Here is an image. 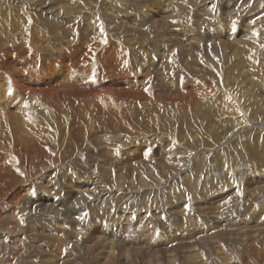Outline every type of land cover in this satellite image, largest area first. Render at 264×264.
Returning <instances> with one entry per match:
<instances>
[{
  "label": "rangeland",
  "instance_id": "rangeland-1",
  "mask_svg": "<svg viewBox=\"0 0 264 264\" xmlns=\"http://www.w3.org/2000/svg\"><path fill=\"white\" fill-rule=\"evenodd\" d=\"M162 1L161 3L166 1L169 4L175 3V1L178 3L175 9L174 6L171 7V14H174L170 16L173 19L170 16V18L168 17L169 19L166 18L168 15L166 10H164L165 12L162 11L160 15V11L156 9L161 4L159 0H139L137 5L131 6V10L127 9L129 5L124 0H107L105 5L99 3L98 0H84V4H78L79 0H76V2H72L78 6L76 5V15L71 24L70 22L66 25V23L43 20V28L35 30L38 35L37 37L33 36L30 41L35 50L30 47L20 46L19 49L12 51V53H17V57L8 61V66L0 65V114L3 113V120L20 114L18 112L20 107H31V94L24 86L29 83L32 77H37L42 83L52 79L62 85H71V89L73 88L74 90L85 87L91 82L104 80L105 83L102 81L95 84L103 85L105 87L103 88L104 90L107 86L116 84V87H112L114 95L120 97L117 95L120 89V92L123 91L127 98L124 101L126 106L123 108L124 112L127 110L126 114L122 113L123 109H121L122 111L118 109V112L116 111L119 113L117 114L118 120L114 116L116 114L114 110L115 114H109L108 126L105 124L100 129L90 130V125L86 124L81 126V128L73 127L68 130L67 126L62 125V128L61 126L58 128L61 130L58 133V129L53 124L47 126L53 130H49L50 134L58 137L54 140V137L51 136L52 140H54L52 145L55 147L62 145L68 152L72 149V156H70L69 160L73 159L74 162L66 160L65 163L63 160L64 163L63 161L61 163L59 161V165L63 164L60 168L54 166V163L47 164L48 168L45 171L42 170L43 172L38 177L30 180V183L34 185L33 199L36 197L39 200L44 199V201L51 203L53 197H58V206L63 208V211L68 208L76 210L80 220L73 223L72 216H70L69 227L64 228L62 226V228L57 227L54 219H45L44 223V221H39V219L27 220L25 219L27 215H22L21 219L24 218L25 221L24 224L20 225V228L23 230L26 228L27 232L21 237L24 243L29 242L27 249L30 257H32L31 260H34L32 264H42V262L43 264H74L76 262L77 264H100L101 262L97 261L103 254L100 255L101 249L97 250V248H100L102 243H107L102 238H108V230L112 232L109 227L107 230L106 226H117L116 230H119L116 235L117 242H115L116 238H110L114 239L115 243L113 244L115 246L112 245L111 247L117 253L116 257H114L116 264H123L127 259H131L133 264H264V134L263 130L258 127L260 118L264 115L260 114L261 110L264 111V0ZM47 2L48 4H55L56 0H47ZM114 3L118 6H115ZM231 8L234 11L230 12V14L228 12ZM93 10L101 16L102 20L114 22L113 26L108 30V36L111 37V34L116 35L115 40L114 38L110 39L111 44L108 45V48L105 47L108 50V62L103 58V50L105 52L104 56L107 54V50L101 47L106 45V32H104L105 34L101 33L103 32L101 30L100 33H96L97 35H90L88 29L90 19L86 22L82 16L85 12L91 13ZM155 13L160 16L155 15ZM162 15L165 17L163 18ZM35 16H38L42 22L41 15L36 14ZM174 17L178 19L175 18L176 22ZM143 18H154V22L163 21L162 29L164 31L161 29L157 32L146 34L147 29L140 27L141 23H143ZM29 22L30 20L26 18L23 12L0 10V36L8 38L13 30L21 32L23 26L29 24ZM74 23H76V27L79 25L78 28L75 27ZM80 24L81 27L83 25V30L80 28ZM167 27L168 29H166ZM122 28L123 33H120ZM211 28L216 31L218 29L220 32L221 30L225 31L226 35L223 33L220 36L222 41L218 37L215 40L210 36L216 33ZM70 29L72 31L75 29L73 33L77 34H69L72 33ZM77 30L81 31V33ZM137 30L140 32H137ZM243 30H246L245 32L250 38L249 41L242 40ZM66 33L68 34L66 35ZM76 35L82 37H75ZM254 35L259 36L256 44L252 45L250 42H253L252 37ZM128 36H130L129 41ZM195 36H197L199 43L195 42ZM86 37L93 39L91 43L98 44L101 41L98 45L100 50L98 47L96 49L97 53H102L99 58V63L101 64L99 68L97 64L93 65L97 57L81 61V59L75 57L68 59L69 57L66 55H58V51H61V48L64 50L63 48L66 44L65 49L72 50L71 42L73 40L75 44H80L87 40ZM232 37L240 40L239 43L243 44L244 42L245 45L243 44L242 50L247 52H241L240 59L237 58L239 63L242 60L244 64L242 62L240 63L241 65L238 64L236 59L235 61L233 60L234 63L230 64L232 73H228L231 77L228 83L234 86L233 88L237 92L236 94L240 101H249L250 105H248V108H250L252 102L251 116L254 122L251 126V122H247V126L238 133V138L237 136L232 137L234 133L233 125L226 131L228 120H225L224 116L215 115V118H209L208 114H205V112L210 113L211 111L207 106L208 103L214 102L213 106H216L215 109L221 107L219 94L216 96L211 95V98L208 97L204 101L200 96H188L187 94L181 101L174 97L176 87L183 85L189 77L198 80L199 78L196 79L195 77H202L201 74L208 72L209 79L206 82L208 85L212 86L208 82L213 80L211 78L212 74L217 75L215 78L224 83V78L220 74L225 72L226 68H224V65L220 68L215 65L216 61L219 64L218 59L221 52L209 50L222 45L228 46L227 48L231 50ZM35 38L44 46V49L40 48L41 51L38 50L40 45L35 42ZM206 40L208 44L205 43ZM55 42L56 44L60 43L63 47L57 48ZM0 44L4 45V42L0 41ZM172 44L177 46L173 49L176 52L172 51L173 54L169 49H164L165 45L169 47ZM118 46L120 48L122 46L129 47L128 49L125 48V50L127 49L126 52L129 50V53L125 54ZM206 47H208V50L204 49ZM137 48L138 50H136ZM53 51L55 55L52 54ZM46 52H49V54ZM245 55L248 56V61L244 59ZM48 56L51 58L48 59ZM88 57H93V55L91 54ZM26 62L31 65L32 71L28 74H23L20 69ZM232 64L236 66L233 67ZM101 66H104V68ZM174 68L176 69L174 70ZM97 69L105 73H101L103 74L101 75ZM173 70L178 75L172 73ZM202 71L205 72L203 73ZM245 71L247 72V75L245 73L247 77L244 76ZM239 73L243 74L239 75ZM223 75L228 80L226 73H223ZM235 76L238 81L233 80ZM129 79L136 81L137 84L143 82L144 89L151 84L148 92L154 94V96L161 93L164 98L159 95L160 99L157 97L155 99L153 96L150 97L148 102L140 101L139 103V101H135L134 99L138 95L135 89L134 91L131 90L133 88L128 84ZM182 79L185 81L183 82ZM173 81L177 82L178 85H175ZM168 82L170 83L168 84ZM172 85L173 89L171 88ZM103 89L101 90L102 92H104ZM153 89H156V92ZM129 90L130 92H126ZM212 98L213 100H211ZM96 102L103 103L101 100L93 101L88 107L79 111L77 107L80 118H84V111L88 113L94 112L97 107H94L93 103ZM117 102L119 103V101ZM67 105L65 104L60 108L59 113L62 114V117H67L64 115ZM257 106L262 109H258ZM242 109H240L241 112L244 111ZM85 119L87 122L88 119L86 117ZM237 120L244 122V120L238 118ZM219 122L221 123L218 124ZM6 128L3 135L9 139L5 141L7 147L13 150L14 156L18 157L23 167L30 165L29 170L36 168L34 161L26 160L29 158H26L25 154L18 150L21 147L17 145L25 139H23L25 137L22 129L24 128L23 122H20V129L16 125V130H12L10 134H7L10 128L7 126ZM188 129L193 131V133ZM78 131L80 132L79 134ZM18 133L20 134L19 136ZM13 134L17 136L16 139ZM10 135L13 140H11ZM180 135L182 138H180ZM196 135L198 138L203 139H194ZM30 137L28 138L31 139ZM45 137L43 136L42 138ZM10 141L13 142L11 143ZM57 143L59 144L57 145ZM240 145H242V148ZM67 146L71 147V149L67 148ZM203 147H208V149L201 153L200 150ZM50 149L53 151L51 157L46 151L42 153V156L48 159L47 161H52V157L56 153L54 149ZM196 150L197 152H195ZM198 153L200 156H198ZM202 154L206 155L203 156ZM207 154L210 155L207 156ZM2 155L0 154V156ZM200 157H203L205 161ZM205 157H208V162ZM50 158L51 160H49ZM222 158L225 159L222 160ZM1 161H3V157H0ZM197 162L199 163L198 166H196ZM216 162H219V165L214 167L213 164ZM68 163H70V166ZM63 166L67 168L65 172ZM94 167L95 169H93ZM90 170H95V174L90 173ZM103 172L105 175L108 174L109 188L102 186L106 182V178L101 176ZM133 174L136 176H133ZM140 174L141 176H138ZM143 177L147 179L148 184L143 181L144 179H141ZM135 178L138 179V182ZM13 179L16 181L15 179L18 178H5V180ZM96 179L102 182L98 183ZM123 179L127 180L126 182L131 187ZM133 179L136 183L135 181L132 182ZM18 181L20 180L18 179ZM37 182L40 185L39 187ZM122 182L125 186H123ZM118 185L123 189H119L121 192H118ZM0 186V212H2L0 234L7 232L12 235V239H16L21 235L18 232L19 228H15V231L5 230V228L9 227L5 226V224L13 226L15 224L13 222L14 216L20 217L17 213L18 211L15 210V205L20 199L16 198L14 202L7 203L8 186L1 183ZM24 186L25 184L21 185L20 189L23 190L22 187ZM96 188L102 190L99 195L101 196L100 200L90 202L86 207L77 205L91 194V190ZM141 189L143 190L141 191ZM146 189L148 190L146 191ZM145 192H149V194L142 195ZM135 197L138 198L136 202L132 200ZM31 199L30 197L28 202ZM24 202H26V199L20 204L22 205ZM46 205L50 206V204ZM9 209H12L10 211L16 214L8 213ZM82 209L84 213H80ZM10 218L12 219L9 220ZM65 222L62 223L66 225ZM73 225L81 232L80 239L83 240L81 242L75 237L69 238L72 240L68 242L69 247L67 244L63 246V243L60 242V237L66 236L68 234L66 233L67 229H72ZM103 229L106 232L104 235H102ZM61 232L64 234L60 236L59 233ZM58 246L61 249L59 251ZM75 246L78 247L75 248ZM30 247L32 248L30 249ZM195 248L196 250H194ZM31 250L33 251L31 252ZM67 250L68 252H66ZM23 252L21 253L22 255H24ZM153 252L155 254H152ZM125 254L128 255L125 256ZM3 257L5 256L2 255L1 259ZM43 258L45 259L43 260ZM221 258L223 259L221 260ZM107 261L105 260V264H108Z\"/></svg>",
  "mask_w": 264,
  "mask_h": 264
},
{
  "label": "bare ground",
  "instance_id": "bare-ground-1",
  "mask_svg": "<svg viewBox=\"0 0 264 264\" xmlns=\"http://www.w3.org/2000/svg\"><path fill=\"white\" fill-rule=\"evenodd\" d=\"M126 2H128L127 4L129 5L127 7L128 10H131V6H134V5H137L139 0H124ZM164 1V0H163ZM162 1V2H163ZM172 1H175V0H172ZM181 1V0H179ZM52 3V1H50ZM72 2H76L75 1H72ZM71 1L69 0H56V3L55 4H48L47 0H0V10H13V11H16L18 13L20 12H23L26 16V18L28 20H30L29 24H26L23 26V29L21 30V32H17L15 30H13L11 32V35L8 37V38H2L0 36V41L4 42V45H1L0 44V65H3V66H8V61H10L11 59H14L17 57V53H12V51H14V49H19L20 46H23V47H30L32 49H34L33 45L30 43V41L32 40V37L33 36H36L38 35V33L35 31L37 30L38 28L41 29L43 28V20H51V21H54V22H57V23H66V25H68L67 23L70 22H73L74 21V16L76 15V5H74V3H72ZM84 0H79V3L78 4H81L83 3ZM99 3H103L105 5V2L107 3V0H98ZM116 2V1H115ZM125 2V4H126ZM169 2V1H168ZM182 2V1H181ZM185 2V1H184ZM191 2V1H190ZM85 3V2H84ZM83 3V4H84ZM132 3V4H131ZM157 3V2H156ZM159 3H161V0H159ZM115 4V3H114ZM124 5V3H122ZM121 4V5H122ZM165 4V5H164ZM177 4V5H176ZM88 5V4H87ZM239 5V4H238ZM246 5V4H245ZM78 6V5H77ZM82 7V5H80ZM108 6V5H107ZM115 6H118L115 4ZM120 6V5H119ZM174 6V9L176 8V6H178V3L175 1V3H167L166 2H163L161 3L156 9L160 11V15L163 12H165L164 10H166V14H168L166 16L167 19H169L170 17L172 18L173 14L172 11H171V7ZM187 6V5H186ZM80 7V8H81ZM84 7V6H83ZM95 7V6H94ZM111 7V6H110ZM123 7V6H122ZM122 7H119V8H122ZM212 7V6H211ZM210 7V8H211ZM227 7V6H225ZM244 7V6H243ZM79 8V7H78ZM124 8V7H123ZM159 8V9H158ZM181 8V7H180ZM207 8V7H206ZM90 9V8H89ZM223 9V7H222ZM173 10V9H172ZM206 10V9H205ZM225 10V9H224ZM42 11V13H41ZM81 11V10H80ZM83 11V10H82ZM158 11V12H159ZM175 11V10H174ZM207 11V10H206ZM209 11V10H208ZM234 11V9L231 8V10L228 12V13H232ZM176 12V11H175ZM179 12V11H178ZM177 12V13H178ZM86 13H89V12H85L82 16L84 18V20L87 22L89 19H90V24L88 26V29L90 31V35L91 34H95L97 35L96 33H100L101 30H103V32L101 33H104L106 32L107 34V38L105 39L104 37H101V38H104L106 40V45L105 46H101L102 48L104 47H107L108 48V45L111 44V41L110 39H113L115 40V36L113 34H111L112 36H108V30L111 26H113L112 24L114 22H106L104 20H102L101 16L98 15V13H95L94 10L89 13V14H86ZM230 13V14H231ZM36 14H39L41 15V18H42V22L39 20L38 16L36 17L35 15ZM80 14H82L80 12ZM112 14V13H111ZM110 14V15H111ZM153 14V13H152ZM113 15V14H112ZM135 15V14H134ZM155 15L157 16H160L159 14L155 13ZM172 15V16H170ZM176 15V14H175ZM174 15V16H175ZM234 15V14H233ZM260 15V14H258ZM85 16V17H84ZM170 16V17H169ZM178 16V15H177ZM112 17V16H111ZM116 17V16H115ZM154 17V16H153ZM162 17L164 18L165 16L162 15ZM161 17V18H162ZM169 17V18H168ZM257 17V16H256ZM80 18V17H79ZM113 18V17H112ZM152 18V17H150ZM175 18L177 19V17H174V20ZM120 19V18H119ZM157 19V18H156ZM166 19V20H167ZM173 19V18H172ZM135 20V19H134ZM158 20V19H157ZM171 20V19H170ZM178 20V19H177ZM143 23H141L142 25L140 27H144L145 29H147V32L146 34H150L151 32H157L158 30H161L163 27L162 25L164 24L163 21H158V22H154L155 19H148V18H143ZM82 22V21H81ZM80 22V23H81ZM176 22V20H175ZM230 22V21H228ZM84 23V22H82ZM89 23V22H88ZM168 23V22H167ZM75 24V27H76V23ZM115 25V24H114ZM167 25V24H166ZM201 25V24H200ZM79 26V25H78ZM78 26L76 28H78ZM107 26V27H106ZM174 26V25H173ZM68 27V26H67ZM73 27V26H72ZM83 27V25H82ZM81 27V24H80V28L82 29ZM139 27V28H140ZM168 27H169V23H168ZM168 27L166 29H168ZM171 27V26H170ZM201 27V26H200ZM255 27V26H254ZM66 28V27H65ZM121 28V27H120ZM133 28V27H132ZM135 28V27H134ZM214 28V27H213ZM211 28V29H213ZM250 28V26H249ZM73 29V28H72ZM136 29V28H135ZM172 29H174L172 27ZM232 29V28H230ZM75 30V29H74ZM73 30V31H74ZM83 30V29H82ZM105 30V31H104ZM113 30V29H112ZM141 30V29H140ZM163 30V29H162ZM202 30V29H201ZM210 30V29H209ZM214 30V29H213ZM212 30V31H213ZM255 30V29H254ZM70 31H72L70 29ZM69 31V32H70ZM69 33L71 35H75L77 33ZM78 32L81 33V31L77 30ZM86 31V30H85ZM115 31V30H114ZM136 31V30H135ZM139 30H137L138 32ZM164 31V30H163ZM171 31V29H170ZM216 31V30H214ZM246 30H243L242 34H243V37H242V40L244 41H249V37H248V34L245 32ZM263 31V30H262ZM76 32V31H75ZM140 32V31H139ZM203 32V31H201ZM225 31H222L221 32L217 29L216 33L215 34H211L209 32V34H211L210 36L212 38H216L218 37L219 40L222 41V39H220L221 35L224 33ZM253 32V31H252ZM251 32V33H252ZM255 32V31H254ZM113 33V32H112ZM120 33H123V28L121 30ZM142 33V32H141ZM199 33V32H197ZM68 33H66L67 35ZM105 34V33H104ZM103 34V35H104ZM254 34V33H253ZM197 35V34H196ZM206 35V34H205ZM224 35H226L224 33ZM235 35V34H234ZM93 36V35H92ZM101 36V35H100ZM114 36V37H113ZM126 36V35H125ZM156 36H162V35H156ZM175 36V35H174ZM199 36H201L199 34ZM208 36V35H207ZM233 36V35H232ZM252 36V35H251ZM259 36V35H258ZM258 36L257 35H254L252 37L253 39V42L250 44L252 45H255L256 42L258 41ZM75 37H82V36H75ZM84 37V36H83ZM196 39H195V42L196 43H199V40L197 38V36H195ZM203 37V36H202ZM223 37V36H222ZM96 38V37H95ZM98 38V37H97ZM65 39V38H64ZM84 39V38H83ZM87 40L83 41V43L81 42L80 44H75V41L73 40L71 43H72V50H69V49H65V47L67 46H64V50H62L61 47H63L60 43L56 44L55 42V45L57 48H61V51H58V55L61 54V55H66L67 57H69L68 59L72 58V57H75L77 59H81V61L87 59V58H95L97 57L96 59V62L94 63L93 62V65L94 64H97L98 65V68H99V65H101L99 63L100 61V57L102 56V53H97L96 52V49L99 45V41L98 44L97 43H91V41H93L92 38H89V37H86ZM201 39V38H200ZM225 39V38H224ZM230 39V38H229ZM70 40V39H69ZM72 40V39H71ZM125 40V39H124ZM130 40V36H128V41ZM216 40V39H215ZM63 41V40H62ZM231 41H232V48L231 50L229 48H227L228 46H225V45H222V46H219V47H214L213 49H210L209 51H220L221 52V55L219 57V64H217V61H216V66L217 67H221L222 65H224L226 68V71L225 72H222V75L223 78H224V83H222V81H220L219 79L215 78L217 77V75H214L212 74L211 78H213V80H209L208 82L212 84V86L208 85L206 82L207 80L209 79V75L206 74H201L202 77H195L196 79L198 80H195L193 78H190L186 81L183 80V82L185 81V83H183V85H179L180 87H176L177 89H175V92L176 94L174 95V97L176 99H178L179 101H181L182 98H184V96L187 94L188 96H200L202 97L203 101L210 97L211 95H218L219 94V99H221V107L218 109H215V107L213 106L214 105V102L213 103H208V108L213 111L210 113H206L205 114H208L209 118H215L216 116L215 115H221V116H224L225 120H228V124L226 125V131L230 129V127H232L233 125V129H234V133L232 135V137H235L237 136V138L239 137L238 133L242 130V128L246 127L247 126V122H251L250 126L254 124L253 120H252V116H251V112H252V102H251V106L250 108H248V105H250L249 101H240L238 96H237V92L235 91V89L233 88L234 86L232 84H229L228 81L231 80V77L228 75L229 72H231V68H230V64L231 63H234L233 60L235 61V59L237 60V58H239V56L241 55L240 53L241 52H244L246 50H242V46L244 44L243 41V44L242 43H239L240 40H238L237 38H234L232 37L231 38ZM35 42L36 43H39L37 41V38H35ZM68 42V40H67ZM110 42V43H109ZM209 42V40H208ZM64 43V42H63ZM78 43V42H77ZM125 43V42H124ZM127 43V41H126ZM146 43V42H145ZM163 43V42H162ZM207 43V40L206 42ZM231 43V42H229ZM34 44V43H33ZM93 44V45H92ZM96 44V45H95ZM113 44V43H112ZM129 44V42L127 43ZM126 44V45H127ZM164 44V43H163ZM169 44V43H168ZM208 44V43H207ZM248 44V42H247ZM40 46L38 50L41 49H44V46H42L40 43H39ZM200 45V44H199ZM230 46V44H228ZM245 45V44H244ZM115 46V45H114ZM131 46V45H130ZM134 46V44H133ZM131 46V47H133ZM169 46V45H168ZM188 46V45H187ZM213 46V45H212ZM119 47V46H118ZM135 47V46H134ZM161 47V45H160ZM177 47L175 45H171L169 47H167L165 45L164 49H169L171 51V53L173 54L172 51H174L173 49ZM231 47V46H230ZM101 48V49H102ZM103 48V49H104ZM112 48V47H110ZM109 48V49H110ZM117 48V47H116ZM120 48V47H119ZM125 48H129V47H125V46H122L121 51L122 52H125V54L129 53V50L126 52ZM37 49V48H36ZM98 49L100 50V48L98 47ZM106 49V48H105ZM134 49V48H133ZM132 49V50H133ZM205 50H208V47L204 48ZM35 50V49H34ZM45 50H46V47H45ZM48 50V49H47ZM56 50V49H55ZM58 50V49H57ZM60 50V49H59ZM66 50H69V51H66ZM98 50V51H99ZM107 50V49H106ZM138 50V48L136 49ZM41 51V50H40ZM169 51V52H170ZM186 51V50H185ZM232 51V53H230ZM249 51V50H248ZM43 52V50H42ZM51 52V51H50ZM57 52V51H55ZM102 52V51H101ZM134 52V50H133ZM165 52V51H164ZM175 52V51H174ZM247 52V51H246ZM45 53V52H44ZM47 54H49V52H46ZM176 53V52H175ZM43 54V53H42ZM52 54H54V51L52 52ZM93 55V57H88L90 55ZM105 52L103 50V58L105 59L106 62H108V50H107V54L104 56ZM178 54V53H177ZM176 54V55H177ZM45 55V54H44ZM55 55V54H54ZM167 55V54H166ZM50 56V55H49ZM48 56V59H50L51 57ZM57 56V54H56ZM209 56V55H208ZM246 56V55H245ZM244 56V59L245 60H249L246 56ZM118 57V55H117ZM115 58V57H114ZM167 58V57H166ZM53 59V57H52ZM240 59V58H239ZM242 59V58H241ZM163 61V60H161ZM166 61V60H165ZM238 61V60H237ZM244 61V60H243ZM246 61V62H247ZM120 62V61H119ZM196 63V61H194ZM242 62V60H241ZM240 62V63H241ZM28 62L24 63L23 66L21 67L20 71L23 73V74H28L32 71V68H31V65L30 64H27ZM104 63V62H103ZM116 63V62H115ZM121 63V62H120ZM166 63H168V61H166ZM198 63V62H197ZM239 61H238V64H240ZM244 64V62H242ZM163 64V62H162ZM237 64V65H238ZM246 64V63H245ZM107 65V64H106ZM161 65V64H160ZM233 65V64H232ZM241 65V64H240ZM239 65V66H240ZM169 66V65H167ZM178 66V65H177ZM236 66V65H235ZM233 65V67H235ZM260 66V65H259ZM102 68H104V66H101ZM198 67V66H197ZM101 68V69H102ZM176 68H174L175 70ZM239 69V67H238ZM237 69V70H238ZM173 70L172 73H175ZM218 70V69H217ZM216 70V71H217ZM224 70V69H223ZM240 70V69H239ZM244 70H246L244 68ZM98 73L101 74V73H105V72H102V70L100 69H97ZM198 71H199V67H198ZM247 71V70H246ZM244 72V76L247 75V72ZM258 71V70H257ZM170 72V71H169ZM203 73L205 71H202ZM221 72V71H220ZM235 72V71H234ZM241 72V70H240ZM243 72V70H242ZM216 73V72H214ZM223 73L227 75V78L228 80L224 77ZM232 73V72H231ZM246 73V75H245ZM258 73V72H257ZM177 74V73H175ZM198 74V73H197ZM230 74V73H229ZM238 74V73H237ZM236 74V75H237ZM243 74V73H241ZM239 73V75H241ZM249 74V73H248ZM103 75V74H101ZM178 75V74H177ZM239 77V76H238ZM247 77V76H246ZM183 78V77H182ZM185 78V77H184ZM220 78V77H219ZM235 78V79H234ZM233 78V80H237V77L235 76ZM250 78V77H249ZM112 79V78H111ZM170 79V78H168ZM168 79H166L168 81ZM176 79V78H175ZM253 79V78H252ZM114 80V79H113ZM172 80V79H171ZM241 80V79H240ZM104 82V80H97V81H94V82H91L89 85H86L85 87H82L80 89H76L74 90L73 88L71 89V85L70 86H66V85H62V84H59L58 82H56L55 80H49L45 83H42L37 77H32L29 81V83L24 86L25 89H27V91L31 94V107H20V109H18V112L20 114H17V115H14V116H10L7 120L6 119H2V114H0V154H3L2 156L0 157H3V161L0 162V183L2 185H6L8 186V197H7V200L6 202L7 203H10V202H14V200L16 198H19L20 200L18 201V203L15 205V210H17L18 212V216H16L12 211V209H9L8 210V213H13L15 216H14V223L13 226H10L9 224H5V226H9L8 228H5L8 229V230H11V231H15V228H19L18 229V232H19V235L20 237L19 238H16V239H12V235L8 234L5 230V232L7 233H1L0 236L2 237L0 239V264H32L34 262V260L32 261V257H30V254L28 253V247H29V242L27 243H24L22 241V235L25 234L27 231H26V228L23 230L22 228H20V225L24 224V218L21 219V216L22 215H27L25 216V219H39V221H44L45 223V219H54L55 222L57 223V227H64V228H67L69 227V219H70V216H72V219H73V223L74 222H79L80 218L79 216L77 215L76 213V210L74 209H66L65 211H63V208L59 207L58 206V203H59V200L57 199L58 197H53V200L51 203H48L46 201H44V199H37L36 197L33 199V189H34V185L32 183H30V180H32V178H36L38 177L43 171H45L47 168H48V165L47 164H51V163H54L56 167L60 168L61 165L63 164H58V162L60 161H65L66 163V160H68V162H72L73 159H70L71 158L70 156L71 155V147L67 146V148L69 147L71 149L70 152L66 151L65 147H63L62 145H59L58 147H55L52 145V141L55 140V137L53 134L51 135L50 134V131L51 129H49L47 126L49 124H53L56 129L61 128L63 126H67V129H71L73 127H80L81 126H84L86 124L90 125L89 126V129L90 130H96V129H100V127H104L105 124L108 126V118H109V114H113L114 113V110H115V118H117V113L118 112V109H123L125 106H126V103L124 101L127 100V98L125 97V93L120 92V89H119V93L117 94L118 96L120 97H117L114 95L113 93V90H112V87H116L115 85L116 84H111L109 86L106 87V89L104 90L103 88V85H97L95 83L97 82ZM145 81V80H144ZM180 81V80H179ZM214 81V82H212ZM238 81V80H237ZM253 81V80H252ZM123 82V80H122ZM136 81L132 80V79H129V85L133 88L131 90L136 91L137 93V98H135L134 100L135 101H140L141 102H148L150 100V97H153L154 94H150L148 92V89L151 84L146 85L149 86V87H146L144 89V84L143 82L141 84H135ZM148 82V81H147ZM175 83V85L177 84V82L173 81ZM108 83V82H107ZM126 83V81H125ZM167 83V82H166ZM170 82H168L169 84ZM172 83V82H171ZM181 83V82H180ZM214 83V84H213ZM119 84V83H118ZM142 84H143V87H142ZM179 84V82H178ZM177 84V85H178ZM191 84V85H190ZM236 85V83H235ZM262 85V84H261ZM129 86V87H130ZM155 86V85H154ZM164 86V85H163ZM169 86V85H167ZM79 87V86H78ZM118 87V86H117ZM121 87V86H120ZM137 87V89H136ZM119 88V87H118ZM152 88V87H151ZM157 88V87H156ZM173 89V85L171 87ZM103 89L104 92H102L101 90ZM117 89V88H116ZM219 89H223V90H219ZM156 89H153V91H155ZM166 91V90H165ZM171 92L173 90H170ZM126 92H130L129 91H126ZM156 92V91H155ZM160 92V91H158ZM164 92V91H162ZM174 92V91H173ZM131 93H134V92H131ZM170 93V92H169ZM168 93V94H169ZM243 93V92H242ZM253 93V92H251ZM264 93V91H263ZM239 94V93H238ZM132 95V94H131ZM161 96V93L159 94ZM159 95H156L155 94V99L156 97L158 99H160V96ZM173 95V94H172ZM242 95V94H241ZM252 95V94H250ZM257 95V94H256ZM162 97V96H161ZM252 97V96H251ZM164 98V97H162ZM211 98V97H210ZM102 101L103 103H93V106L94 107H97L94 112H91V113H88L87 111H84V118H80L79 116V113L77 112V107H78V111L82 108H85V107H88L93 101ZM133 100V102H134ZM210 100V99H209ZM213 100V98L211 99ZM259 100V99H258ZM119 101V103L117 102ZM183 101V100H182ZM185 101V100H184ZM178 102V101H177ZM206 102V101H205ZM258 102V101H257ZM256 102V103H257ZM176 103V102H174ZM207 103V102H206ZM217 103V102H216ZM215 103V104H216ZM65 104H68L67 105V110L65 112L64 115H66L67 117H62V114L59 113L60 111V108H62ZM146 104V103H145ZM255 104V103H254ZM129 105V104H128ZM133 105V104H132ZM135 105V103H134ZM147 105V104H146ZM179 105V104H178ZM130 106V105H129ZM181 106V105H180ZM133 107V106H131ZM258 109H262V108H259L260 106H257ZM181 108V107H180ZM244 109V111L241 112L240 109ZM132 109V108H131ZM242 109V110H243ZM218 110V111H217ZM113 111V112H112ZM117 111V112H116ZM122 111V110H121ZM127 111V110H126ZM125 111V112H126ZM130 111V110H129ZM128 111V112H129ZM184 111V110H183ZM205 111V109H204ZM120 112V111H119ZM124 112V109H123V114L125 113ZM258 112V111H257ZM11 113V112H10ZM7 114V113H6ZM12 114V113H11ZM13 114H14V111H13ZM126 114V113H125ZM130 114V113H129ZM202 114V113H201ZM260 114H264V111L261 110ZM82 115V114H80ZM122 115V114H121ZM132 116V115H130ZM137 116V115H136ZM202 116V115H201ZM85 117L88 119V121L86 122V119ZM92 117V118H91ZM128 117V115H127ZM238 119H241V120H244V122L242 121H238ZM122 118V117H121ZM120 118V119H121ZM123 118L126 119V117L123 116ZM134 118V117H133ZM196 118V117H195ZM200 118V117H199ZM260 118V117H259ZM23 119V120H22ZM119 120V118H117ZM23 122V131H24V134L23 136V141L22 143H15V144H18L17 146L18 147H21L19 148L18 150L23 152L26 156V158H29V159H26V160H30L31 162L34 161V164L36 166V168H33V170H29V167L30 165L28 166H25L23 167L22 164H21V161L18 159V157L14 156V153H13V150L10 149L9 147H7V144H5V141L9 140L7 136H4L3 133L5 131V128L6 126L9 129L8 133L7 134H10L12 132V130H14L16 128V125L17 127L19 128L20 127V122ZM122 121V119H121ZM138 121V120H137ZM191 121V120H190ZM193 121V120H192ZM209 122H210V119H209ZM212 122V121H211ZM104 123V124H103ZM221 122H219L218 124H220ZM253 123V124H252ZM119 124V123H118ZM63 125V126H62ZM70 125V126H69ZM87 125V126H88ZM124 125V124H122ZM152 125V124H151ZM258 127H260L262 130H263V134H264V115L260 118V121L258 123ZM69 126V127H68ZM150 126V125H149ZM210 126V125H209ZM215 127H219V126H216L214 125ZM224 126V125H222ZM221 127V126H220ZM13 128V129H12ZM79 128V129H80ZM84 128V127H83ZM189 128V127H188ZM192 128V127H191ZM248 128V127H247ZM20 129V128H19ZM194 129V128H193ZM213 129V128H212ZM251 129V128H250ZM6 130H8L6 128ZM16 130V129H15ZM18 130V129H17ZM189 130V129H188ZM20 131V130H19ZM19 131H16V132H19ZM53 131V130H51ZM61 130L58 129V133L60 132ZM80 131V130H79ZM78 131V134L80 133ZM190 132L193 133V131L189 130ZM252 131V130H251ZM76 132V131H75ZM245 132V131H244ZM15 133V132H14ZM23 133V132H22ZM136 134V133H135ZM134 134V135H135ZM187 134V133H186ZM186 134H181V135H186ZM12 135V134H11ZM10 135V137H11ZM14 135V134H13ZM20 134L18 133V136ZM22 135V134H21ZM30 135V136H28ZM68 135V134H67ZM77 135V134H76ZM76 135H75V138H76ZM180 135V138H182V136ZM15 136V135H14ZM43 136H46L45 138H42ZM52 137H54V140H52ZM28 137H30L31 139H29ZM81 137V136H80ZM191 137V136H190ZM12 138V137H11ZM17 138V136H15V139ZM19 138V137H18ZM58 138V137H57ZM185 138V137H184ZM192 138V137H191ZM190 138V140H191ZM199 140V139H203V138H198L197 135L195 136L194 139ZM66 139V138H64ZM80 139V138H79ZM84 139V138H83ZM13 140V138L11 139ZM60 140V139H59ZM58 140V141H59ZM189 140V142H190ZM20 141V140H19ZM57 141V140H56ZM55 141V142H56ZM66 141V140H65ZM77 141V140H76ZM9 142V141H8ZM11 142V141H10ZM13 142V141H12ZM11 142V143H12ZM15 142V141H14ZM63 142V140H62ZM181 142V141H180ZM76 143V142H75ZM184 143H186V141H184ZM59 143H57L58 145ZM68 144V143H67ZM9 145V144H8ZM64 145H66L64 143ZM183 145V144H181ZM185 145V144H184ZM243 145V144H242ZM242 145L241 148H242ZM30 147V148H29ZM75 147V146H74ZM54 149V152L55 155L54 157H52V161H47L48 159H45L44 156H42V153L43 151H46L48 153V155L51 157L52 156V152L51 149ZM183 148V147H182ZM245 148V147H244ZM87 149V148H86ZM208 149V147H203L201 148V153L205 152L206 150ZM58 150V152H57ZM78 151V150H77ZM183 151V150H182ZM17 152V151H16ZM197 152V150L195 151ZM211 154V153H210ZM210 154H207V156H209ZM196 155V153H195ZM203 156L206 155V154H202ZM223 155V154H222ZM178 156V155H177ZM198 156L199 153H198ZM48 158V157H47ZM202 158L204 161L205 159L203 157H200ZM206 158V157H205ZM207 159V162H208V157L206 158ZM225 159V158H222V160ZM229 159V158H228ZM41 160V161H40ZM51 160V158L49 159ZM196 160V159H195ZM220 160V159H219ZM63 161V163H64ZM89 161V160H88ZM200 161V160H199ZM202 161V160H201ZM74 162V161H73ZM196 162V161H195ZM210 162V161H209ZM229 162V160H228ZM62 163V162H61ZM194 163V162H193ZM221 163V162H220ZM69 166H70V163H68ZM222 164V163H221ZM66 165V164H65ZM75 165V163H74ZM101 165V164H100ZM196 165V163H195ZM199 163L197 162V165L198 166ZM219 165V162H216L213 164L214 167H217ZM68 166V165H66ZM76 166V165H75ZM212 166V167H213ZM51 167V166H49ZM98 167V165H97ZM64 168V172L67 168ZM106 168V167H105ZM105 168H104V171H105ZM173 168V167H172ZM57 169V168H56ZM69 169V168H68ZM95 169V167L93 168ZM178 169V168H177ZM175 169V170H177ZM43 170V171H42ZM72 170V169H71ZM89 170V168H88ZM99 170V169H98ZM101 170V169H100ZM107 170V169H106ZM144 170V168H143ZM146 170V169H145ZM179 170V169H178ZM228 170H230V168H228ZM59 171V169H58ZM74 171V170H73ZM95 171V170H94ZM94 171H89L90 173L92 174H95ZM138 171V170H137ZM99 172V171H98ZM127 172V171H126ZM97 173V172H96ZM142 173V172H140ZM144 173V171H143ZM176 173V172H175ZM125 174V173H123ZM122 174V175H123ZM145 174V173H144ZM143 174V176H144ZM135 174H133L134 176ZM150 175V174H149ZM154 175V174H153ZM103 177L106 178V182L102 185V186H106L108 187V174L105 175V173L103 172L102 175ZM110 176V175H109ZM119 176V175H118ZM117 176V177H118ZM121 176V175H120ZM132 176V177H133ZM136 176V175H135ZM138 176H141L138 175ZM147 176V175H145ZM9 177H14V178H18L20 181H18V179H15L16 181L13 180H5V178H9ZM4 178V179H3ZM110 178V177H109ZM121 178V177H120ZM116 179V178H115ZM141 179H144L141 178ZM98 183L102 182L100 181L99 179H96ZM122 180V179H121ZM135 180L137 181L138 179L135 178ZM134 179L132 180L135 181ZM161 180V179H160ZM123 181H125L123 179ZM127 181V180H126ZM125 181V182H126ZM135 181V183H136ZM146 184L147 183V179H144L143 180ZM138 182V181H137ZM141 182V181H140ZM143 182V184H144ZM128 182H126L127 184ZM25 184L24 187H22L23 190L20 189V186ZM111 184H114V183H111ZM123 184V182H122ZM129 184V183H128ZM130 185V184H129ZM134 185V184H133ZM37 186L39 187L40 185L38 184L37 182ZM113 187V185H111ZM110 186V187H111ZM116 186V185H115ZM123 186H125L123 184ZM127 186V185H126ZM154 186V184H153ZM1 187V186H0ZM131 187V185H130ZM129 187V188H130ZM139 187V186H138ZM137 187V188H138ZM141 187V186H140ZM143 187V186H142ZM147 187V186H146ZM144 187V188H146ZM149 187V186H148ZM155 187V186H154ZM42 188V187H41ZM109 188V187H108ZM124 188V187H123ZM134 188L136 189L135 185H134ZM143 188V189H144ZM150 188V187H149ZM40 189V188H38ZM119 189L123 190L122 188H120V186L118 185V192H121L119 191ZM126 189V188H125ZM132 189V188H131ZM141 189V191L143 190ZM117 190V189H116ZM129 190V189H128ZM140 190V188H139ZM137 189V191H139ZM145 190V189H144ZM148 189H146L147 191ZM102 190H99L98 188H96L95 190H91V194H89V196H86L84 200H82L81 202H79L77 205H80L81 207H86V205H88L90 202H93V201H98L101 199V196L100 193H101ZM123 192V191H122ZM126 192V190H125ZM129 192V191H128ZM170 192V191H169ZM124 193V192H123ZM136 193V192H135ZM143 193V192H142ZM125 194V193H124ZM123 194V195H124ZM127 194V193H126ZM149 192H145L144 194L142 195H148ZM156 194V193H155ZM263 194V193H262ZM128 195V194H127ZM126 195V196H127ZM129 196V195H128ZM32 198L29 202V198ZM109 197V195H108ZM26 199V202H24V204H20L23 200ZM104 199V198H103ZM133 201H137L138 198L135 197L132 199ZM46 204H50L49 205H46ZM8 206V205H7ZM11 206V205H10ZM223 208V207H222ZM7 209V208H6ZM221 209V208H219ZM34 211V212H33ZM80 213H84V210H80ZM61 214V215H60ZM2 216V212H0V217ZM82 216V215H80ZM24 217V216H23ZM18 218V220H17ZM260 218V217H259ZM12 218H10L9 220H11ZM4 221V220H3ZM67 221V222H65ZM65 222L66 225H64L63 223ZM230 224V223H229ZM76 225V224H75ZM74 226V225H73ZM228 226V225H227ZM22 227V226H21ZM62 227V228H63ZM75 227V226H74ZM72 227L69 228V230L67 229V232L68 233L66 236L64 235L63 238L60 237L61 241L64 245H68L69 247V243L68 242H71L72 240H70L69 238H73L75 237V239L77 240H81L80 239V235H81V232L78 230L77 227ZM110 228V230H112V232H110L107 228ZM116 227L117 226H106V229L108 230V238H102L104 239L107 243L104 242V244L102 243L100 245V248H97V250H100V258H98L99 260L97 262H101L100 264H105V260H108V264H116V260L114 257H116V252L115 250L111 247L114 243V239H110L111 237L112 238H116V235L117 233H119L118 229L116 230ZM115 228V229H114ZM119 228V227H118ZM233 228V227H232ZM261 229V228H260ZM101 230V229H100ZM106 230V231H107ZM115 230V231H114ZM82 231V230H81ZM122 231V230H121ZM244 232V231H243ZM251 232V231H250ZM105 230L103 229V234L104 235ZM111 233V234H110ZM60 236L61 234L63 235L64 233L61 232L59 233ZM121 234V233H120ZM239 234V233H238ZM8 237H7V236ZM91 235V234H89ZM97 235V234H96ZM98 236V235H97ZM120 236V235H118ZM243 236V235H242ZM87 237V236H86ZM241 237V236H240ZM100 238V237H99ZM58 239V240H60ZM124 239V238H123ZM32 240V239H31ZM83 240V239H82ZM81 240V242H82ZM89 240V239H88ZM84 242V241H83ZM117 242V238H116V241ZM128 242V241H126ZM3 243V244H1ZM119 243V242H118ZM117 243V244H118ZM123 243V241H122ZM131 243V242H130ZM256 243V242H255ZM260 243V242H259ZM80 244V243H79ZM121 244V243H119ZM77 245V244H76ZM33 246V245H32ZM115 246V245H113ZM136 246V245H135ZM61 247V245H60ZM78 246H75V248H77ZM89 247H92V246H89ZM88 247V249H89ZM122 247V246H121ZM32 247H30L31 249ZM34 248V247H33ZM59 248V246L57 247ZM118 248V247H117ZM63 249V248H62ZM87 249V250H88ZM261 249V248H260ZM61 250L60 248L58 249V251ZM130 250V249H129ZM137 250V249H136ZM142 250V249H141ZM196 250V248L194 249ZM198 250V249H197ZM24 251V252H23ZM33 250H31L32 252ZM72 251V249H71ZM69 251V252H71ZM132 251V250H131ZM135 251V250H134ZM23 252L24 255H22L21 253ZM68 252V250L66 251ZM91 252V251H90ZM197 252V251H196ZM92 253V252H91ZM126 253V252H125ZM264 253V252H263ZM81 254V253H80ZM152 254H155L154 252ZM4 255L5 257H3V259H1V256ZM128 255V254H125V256ZM261 255V253H260ZM132 256V255H131ZM202 256V255H201ZM226 256V255H225ZM254 256V255H253ZM129 257V256H128ZM154 257V256H153ZM53 258V257H52ZM67 258V257H66ZM69 259H71L70 257H68ZM172 258V257H171ZM194 258H197V257H194ZM34 259V258H33ZM45 258H43L44 260ZM54 259V258H53ZM125 259V258H124ZM173 259V258H172ZM205 259V258H204ZM223 258H221L222 260ZM50 260V259H49ZM120 260V259H119ZM160 260V258H159ZM197 261V260H196ZM40 262V261H39ZM38 262V263H39ZM51 262V261H50ZM96 262V263H97ZM159 262V261H158ZM171 262V261H169ZM212 262V261H211ZM204 263V262H203ZM40 264V263H39ZM43 264V262H42ZM74 264H77L74 263ZM118 264V263H117ZM123 264H133L132 260L131 259H127ZM198 264V263H197Z\"/></svg>",
  "mask_w": 264,
  "mask_h": 264
}]
</instances>
